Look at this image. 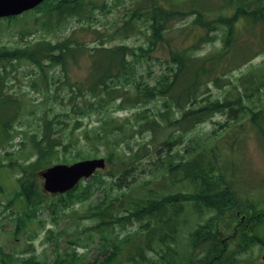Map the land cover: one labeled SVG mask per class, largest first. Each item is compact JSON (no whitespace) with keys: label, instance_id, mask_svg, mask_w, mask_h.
<instances>
[{"label":"trees","instance_id":"1","mask_svg":"<svg viewBox=\"0 0 264 264\" xmlns=\"http://www.w3.org/2000/svg\"><path fill=\"white\" fill-rule=\"evenodd\" d=\"M113 6L122 7L117 19L121 21L99 28L97 11L113 13ZM30 12L34 31L53 30L52 37L34 36L13 48L0 46V149L12 146L13 129L25 131V123L15 126L20 115L37 117L39 107L43 112L57 98H66L65 114L73 115L67 131L56 134L54 117L43 112L40 130L30 134L35 159L17 165L18 195L26 209L20 213L38 222V210L52 215L89 200L83 217L92 223L83 225L82 241L69 239L71 247L55 250L49 261L34 252L28 257L4 255L0 248L1 264H183L176 243L187 211L203 216L188 235V264H229L223 229L240 227L231 252L261 242L255 230L263 219L246 230L238 217L255 216L262 197L255 201L253 187L236 183L242 163L235 155L240 127H257L264 145V59L258 68L230 76L264 54V0H44ZM70 17L85 22L83 33L93 37V45L73 36L75 29L54 39ZM183 20L187 29L177 27ZM138 34L143 36L139 43L116 41ZM215 34L217 49L197 55ZM82 57L87 59V73L72 79L68 66ZM21 61L34 68L25 75L30 87L41 83L46 88L34 107L5 89L13 72L8 68ZM151 62L158 65L157 71ZM18 73L14 70V79ZM210 86L221 91L214 94ZM122 110H128L124 117L114 114ZM91 112L97 114L96 124L83 127L79 118ZM216 114L221 119L213 122L210 133L194 132ZM83 144L94 153L104 148V169L63 193L42 191L35 172L59 159L68 161L66 152L73 149L75 155L68 157H89V152L82 155ZM14 162L19 160L4 165ZM22 222L18 217L15 232ZM46 231L48 241L58 240L57 232ZM88 243L98 248L91 260L77 252V246Z\"/></svg>","mask_w":264,"mask_h":264},{"label":"rangeland","instance_id":"2","mask_svg":"<svg viewBox=\"0 0 264 264\" xmlns=\"http://www.w3.org/2000/svg\"><path fill=\"white\" fill-rule=\"evenodd\" d=\"M114 7V6H113ZM122 7L113 8V13L98 10L97 14L102 19V22H97L99 28H110L117 25L121 20L119 16L122 12H118ZM31 11V10H30ZM27 11L18 15L17 18L13 20L8 19H0V46H5L6 48H13L18 45H23L28 43L34 39V36L37 37H45L51 38V31L47 29L37 28L34 31V27H32L34 12ZM185 20L179 21L177 23L178 28H185ZM104 23V24H103ZM82 25H85V22L78 20V18L70 17L66 19L63 24H61L57 28V37L62 38L71 33L73 29H75L71 34L76 36L78 39L86 41L88 44L93 45L94 40L90 35H86L83 32L87 31L83 28ZM141 29H144L142 26ZM32 31L33 33H31ZM21 34V35H20ZM71 35V36H72ZM139 36H131L127 38L118 37L116 39L117 42L121 43H139L142 40V35ZM215 34L214 39L211 42L203 43L200 48L197 50V55H202L204 53H208L209 51H214L218 47V38ZM264 59V54H258L252 58L248 64L237 68L232 71L231 78H235L243 73L247 72L248 68L256 67L258 68L259 62ZM21 64L15 62L12 66L8 68V70L12 69L13 72L9 75V81L6 84L5 89L12 93H17L22 98L25 103L30 104L34 107L33 104L37 105L40 103V100L43 98V92L46 90L45 86L41 83H38L35 88L30 87L28 84V79L26 78V74L30 71H33V66L28 64L26 61H21ZM151 69L154 71L158 70V65L155 62H151ZM87 59L82 57L76 63L71 62L68 66V72L72 76V79L75 78H83L87 73ZM14 70L19 73L15 76L14 79ZM21 76V79L17 81L16 77ZM59 75H54V78H58ZM212 88V92L214 94L219 93L221 90H218L214 86H210ZM224 90V88H223ZM59 93H62V96L65 95L64 90H56ZM54 101V100H53ZM246 101V100H245ZM264 105V97L261 99ZM49 103V102H48ZM248 105L253 106V101H247ZM49 105V104H48ZM46 105L43 112L47 113L49 117H54L57 127L61 129V131L54 125V132L59 134L61 132H66L68 129V125L72 123L73 115L66 116L67 111V99L64 98L60 101L59 98L56 99L51 105V108H48ZM257 105L261 106L260 102H257ZM25 113L27 112L26 106L23 108ZM43 108L39 107L36 111V116L30 114H22L17 119L16 127L20 126V122L25 124L21 125L22 130H15L11 132L12 140L9 144L12 146H6L5 148L0 149V157L3 158V165L0 167V248L3 249L4 255H8L10 252L15 253L19 256H30L36 254V256L41 259L46 258L49 261L53 258L55 254V250L59 252H63L71 247V239H78L82 241L86 234L80 233L83 229V225H89L92 223L88 218L83 217L85 215L84 211L86 209L87 203L89 200H85L73 205L68 209H63L57 212V214H50L46 209L38 210V214L40 215L41 220L36 222L35 220H27L23 213L25 211L24 202L18 195V182L17 177L19 176V170L17 169V165H21L23 162L25 164L34 161V150L30 146V134L33 131L40 130V122L39 117L43 115ZM32 113V112H31ZM128 113V110H122L114 113L116 116L122 118ZM33 114V113H32ZM97 119V114L91 112V114L86 115L85 117L79 118V123L84 127H90L96 124L95 120ZM217 119H221V115H213L211 118L206 119L201 122L194 130L195 133H210L213 127V122ZM92 123V124H91ZM224 123V116H223ZM232 124V123H231ZM224 130V128H223ZM79 130H76L74 133L77 134ZM258 128L254 127L249 128H241L239 129L238 138L241 141V144L238 145L239 152L235 155V159L242 164L239 165L240 174L236 177V183L241 184L245 182L247 185H250L254 189L252 192L254 193V198L256 200H260L261 198V206L258 208L259 212L252 217H240L238 216L241 224L245 225L242 228L247 227V229L251 228L254 224H256V220L263 219L260 226L255 230L256 235L260 239L261 242H255L248 246L244 251L240 252H231L234 249V244L237 242V236L240 230L239 228L232 229H223L222 239L226 248V252L230 255L229 264H264V260L261 255L264 250V193H261L264 189V145L259 138ZM23 142V143H22ZM20 143V144H19ZM223 144H225L223 142ZM80 149L82 155L89 154V157H104L105 150L101 148L99 152H92L89 150L86 145H81ZM77 149H73L70 152H66V156L68 161H55L54 163H71L75 160L83 159V158H70L69 154L75 155ZM13 151V152H10ZM10 153L7 157H3V153ZM86 158V157H85ZM19 160V162H14L11 166H6L4 164H9L11 161ZM34 179L39 188L42 189L43 178L39 174H34ZM42 191H44L42 189ZM260 195V196H259ZM47 200H50V197H47ZM6 206V207H5ZM42 208V207H41ZM251 214V212H250ZM260 214V215H259ZM22 218V229L15 232V224L17 219ZM82 217V218H81ZM202 215H197L193 211H187L185 214V222L179 229V234L177 237L176 247L180 253V260L183 264H188L186 262L187 257L189 255V239L188 235L193 225L198 221H201ZM226 220L223 218V221ZM48 229H52L53 232H57L59 236L56 241H48L45 237L48 234ZM246 229V230H247ZM250 231V230H248ZM46 232V233H45ZM70 239V241H69ZM31 245V246H29ZM88 246L82 247L77 246L78 253H85L86 260H91L94 255L97 253V244L88 243ZM30 247L28 250L27 248ZM33 252L35 254H33ZM1 264V263H0Z\"/></svg>","mask_w":264,"mask_h":264},{"label":"water","instance_id":"3","mask_svg":"<svg viewBox=\"0 0 264 264\" xmlns=\"http://www.w3.org/2000/svg\"><path fill=\"white\" fill-rule=\"evenodd\" d=\"M41 1L43 0H0V17L19 14ZM104 166L103 157L78 160L70 164L55 163L40 172L43 188L51 193L65 192L74 187L80 179L88 178L96 169ZM262 259H264V251Z\"/></svg>","mask_w":264,"mask_h":264}]
</instances>
